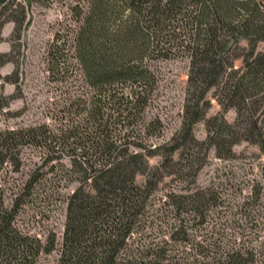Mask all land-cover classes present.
<instances>
[{"label": "trees", "instance_id": "1", "mask_svg": "<svg viewBox=\"0 0 264 264\" xmlns=\"http://www.w3.org/2000/svg\"><path fill=\"white\" fill-rule=\"evenodd\" d=\"M39 1L0 0V36L4 25L13 22V35L20 38L27 5ZM84 2L73 45L92 90L83 100L82 117L61 138L37 127L0 130V264H49L43 255L56 250L55 233L43 241L16 225L37 179L13 189L3 178L7 166L20 169L21 149L27 145L43 148L46 163L66 152L80 183L68 197L55 264H264L261 189L245 202L246 210L252 205L247 213L251 222L240 237L184 232L149 240L144 235L150 199L166 176L186 169L196 175L210 149L229 158L242 141L258 145L264 154V50H259L264 0ZM61 44L57 35L49 50L58 70L65 62ZM7 56L0 53V67L10 61ZM176 57L190 61L182 125L168 143L152 147L149 139L163 129L159 118L146 119L158 84L155 62ZM213 89L225 110L236 109L233 123L224 115L206 119ZM202 120L207 137L199 140L194 128ZM198 146L202 158L195 157ZM157 155L162 162L152 166L150 158ZM139 175L145 176L144 183L137 182ZM179 197L182 212L202 222L217 203L210 189Z\"/></svg>", "mask_w": 264, "mask_h": 264}, {"label": "rangeland", "instance_id": "2", "mask_svg": "<svg viewBox=\"0 0 264 264\" xmlns=\"http://www.w3.org/2000/svg\"><path fill=\"white\" fill-rule=\"evenodd\" d=\"M86 7L84 0H40L27 5V23L18 38L13 35L14 23L7 22L0 36V53H7L10 61L0 67V130L37 127L58 137H64L82 117L83 100L92 90L84 79L74 56V37L79 28L78 12ZM60 36V46L65 60L58 70L50 60V46ZM70 50V52H68ZM264 50V42L259 45ZM237 66L242 61L237 60ZM158 84L149 108L148 121L159 118L162 125L160 136H152V147L168 143L182 125L187 95L190 61L186 57L163 59L155 62ZM209 97L211 106L206 119L224 115L233 123L237 117L234 108L225 110L218 102L213 89ZM264 106V105H263ZM264 109V107H263ZM263 120L260 123L264 125ZM199 140L207 137L206 121L195 125ZM195 157L204 155L200 146ZM229 158L217 156L210 149L205 163L198 169H186L183 174H171L159 182L144 218L148 225L144 235L160 239L175 235L219 234L226 238L240 237L248 231L250 217L245 202L252 200L256 189L262 190L264 203V154L258 145L242 141L233 148ZM57 158L46 163L44 149L27 145L21 149L22 166L13 171L11 165L3 173L7 186L22 188L30 178L37 179L33 194L17 217L16 225L24 233L45 241L50 233L57 237L56 250L43 255V261L55 264L62 247L67 216L68 197L79 181L72 174L70 156L63 151L54 154ZM178 157V154L175 155ZM162 162L160 155L150 158V164ZM196 162L195 167H197ZM137 182L144 183L139 175ZM210 189L217 195L213 206L202 222L201 217L189 219L177 205L179 196Z\"/></svg>", "mask_w": 264, "mask_h": 264}]
</instances>
